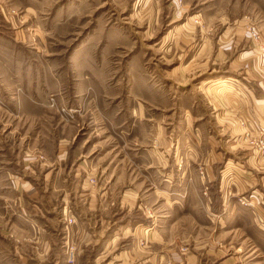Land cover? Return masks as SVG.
<instances>
[{"label": "rangeland", "instance_id": "1", "mask_svg": "<svg viewBox=\"0 0 264 264\" xmlns=\"http://www.w3.org/2000/svg\"><path fill=\"white\" fill-rule=\"evenodd\" d=\"M261 15L264 0H0V264H264L256 223L207 215L210 190L176 182L186 155L157 131L181 125L205 152L207 88L249 50L264 70ZM237 19L247 45L228 50ZM132 106L144 143L125 134ZM245 127L219 167L245 145L264 156V128ZM189 196L197 221L181 220Z\"/></svg>", "mask_w": 264, "mask_h": 264}, {"label": "crops", "instance_id": "2", "mask_svg": "<svg viewBox=\"0 0 264 264\" xmlns=\"http://www.w3.org/2000/svg\"><path fill=\"white\" fill-rule=\"evenodd\" d=\"M260 19L264 23V15H261ZM246 23L247 21L243 19L225 23L222 27L221 36L225 48L234 50L247 45ZM256 56V53L254 54L252 50L247 51V55L246 53L241 54L240 57L234 59L238 70L226 73L225 76L211 84L212 88H207V102L212 113L213 111L214 113L207 118V123L209 124L207 129L209 132L204 136L206 142L205 152L194 151L190 144L188 146L191 140L202 141V135L195 134L194 131L183 134L180 130L181 125H174L172 132L167 133L165 124L163 126L160 123L156 125L157 131L159 130L158 134H160L158 135V141L163 138L161 142L171 143L174 160L179 157V153H185L186 155V163L189 165H180V167L176 164L170 165L173 174L177 175L176 182L182 181L183 183L181 182V184H185L189 190H192L198 185H202L203 182L201 180H203L207 189L210 190V195L207 196L208 198L205 202V210H209L207 215L216 217L218 215L222 223L227 220L226 222H229V224L237 223V226L255 222L260 235L264 236V156L262 157L261 155L259 157L245 145L242 150L238 151L237 155L244 153L241 157H245L250 154L248 160L239 161L240 165L238 167L231 165V161H227V166H218L220 162L227 158L226 155L231 154L232 150L230 148L232 146L235 147L240 142H244L243 132L246 129L245 126L252 125L256 129L264 128V70L260 69L257 62H255ZM251 57H253L254 63L249 60ZM131 109V120L129 119L126 124L125 134H127V139L131 142L142 140L144 143V141L149 139V127L146 128L144 124L137 123L138 121H135L133 115V106ZM216 111H218L217 114ZM98 125L95 123V126ZM198 137L200 138L198 139ZM219 142H222V145ZM229 142H234V144L231 145ZM186 147L187 150L182 151V148ZM196 147H198V144H196ZM152 153L143 148L134 153V155L138 156H134V158H137V162L144 161L149 168L153 163V157L151 159ZM158 158L160 157L158 156ZM162 158L163 160H161L166 162L164 160L165 157ZM198 167L204 171L203 179L199 176L200 169ZM159 168L165 169L166 166H159ZM189 178L190 180L188 181ZM247 191L251 192L252 206L242 205L236 199V196ZM186 201L185 205L187 206L180 208H185L188 213L193 214L190 215V219L183 217L184 219L181 220H189L191 222V220L195 219L197 221L198 219L195 215L198 211L197 203L192 202L191 196L188 199L186 198ZM180 208L177 207V210H180ZM219 210L220 212H218ZM219 214L223 215L219 216ZM34 228L38 230L36 226Z\"/></svg>", "mask_w": 264, "mask_h": 264}, {"label": "built area", "instance_id": "3", "mask_svg": "<svg viewBox=\"0 0 264 264\" xmlns=\"http://www.w3.org/2000/svg\"><path fill=\"white\" fill-rule=\"evenodd\" d=\"M252 36L254 37L255 40H259L261 38L260 34L257 31H253ZM259 144H260L261 148L264 149V136L260 137ZM246 201H247L246 199H242V203L245 204Z\"/></svg>", "mask_w": 264, "mask_h": 264}]
</instances>
